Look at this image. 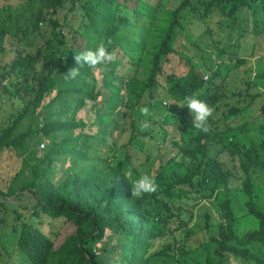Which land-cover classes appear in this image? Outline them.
I'll return each instance as SVG.
<instances>
[{"label": "trees", "instance_id": "1", "mask_svg": "<svg viewBox=\"0 0 264 264\" xmlns=\"http://www.w3.org/2000/svg\"><path fill=\"white\" fill-rule=\"evenodd\" d=\"M192 1L180 0L167 20L168 27L158 32L161 36L154 45L149 68L143 73L145 79L141 81L144 85L140 92V95H148L150 104L153 103L154 91L158 88L169 92L173 101L170 106L177 111V117L183 123L192 117L180 103L185 96L195 95L209 108L221 98L214 87V79L226 75L228 68L224 61L231 60L233 68L244 63L234 56L236 52L226 51L227 54L224 55L222 51V55L217 54V62L201 69V73L209 74L210 78L205 76L203 80L192 67L181 73L175 71L177 69H171L164 80L165 85L159 84L158 79L167 71L166 64L170 56H179L177 31L182 25L183 12L191 7ZM134 2L135 6H130L132 0H24V6L13 18L17 40L40 32L45 24L51 26L52 36L45 39L44 46L34 56L20 52L4 67L0 64V95L5 90V81L15 72L20 74L23 83H27V74L32 66L31 81L36 83L42 70H52L59 65L62 57L66 58L64 63L61 61L63 67L56 69L54 73L50 71L36 86H26L24 93L32 98L0 132V155L6 152L28 155L33 162L27 177L24 178V174L22 176L19 173L6 191L0 189V230L3 225L1 209L6 200L28 192L35 200V205L31 208V217L35 222L32 223L14 212L16 252L21 264H149L155 256H174L178 261L188 252L179 248L174 240L155 249L154 243L172 235L165 230L156 233L151 222L155 220L164 225H176L174 230L178 233L187 224L181 221V213L174 205L193 191L198 197H204L213 188L221 186L227 195L238 190L244 194L245 208L248 215L256 221V227L239 236L232 202L226 197L216 219L205 215L206 230L212 226L217 227L216 234L209 240L216 245L213 252L216 262L210 261L207 264H227L229 256L243 264H264V209L259 206L255 181L264 175V137L259 143L251 141L243 144L235 142L226 132L228 129L218 132L213 126L214 137L222 144V148L214 152V142L218 140L211 137V130H207L206 122L198 131L195 148L182 151L189 159L186 164L181 165L185 172L174 174L172 179L165 182L162 190L157 185L156 191L142 195H132V179L127 174V168L130 167L135 172L137 170L131 166V156L127 150L121 157L113 159L116 162L112 164L100 157L101 147L107 146V143L104 144L106 136L114 127H118L117 120L123 117V114L118 113L125 104L121 85L128 88L133 80H138L134 75H129L123 77L121 84L114 83L118 79L116 68L126 57L123 47L141 44L146 48L151 36L149 28H140L132 22V19L135 21L140 16L142 2L150 1ZM198 2L203 6L205 14H221L230 21L229 27L239 30V35L243 36L245 29L240 26L243 22L242 15L246 11L254 14L264 0ZM162 3L163 0H156L151 6L156 9ZM66 5H70L71 9L77 7L81 10V22L77 29L71 28L66 18L62 21L58 18L59 10ZM63 27L68 28L69 35H72L70 48L66 46ZM120 36L126 38L124 46L118 40ZM101 43L113 55V61L96 68L76 64L75 55ZM263 60L264 56L257 61L261 69L264 68ZM128 62L131 64L130 60ZM110 65L112 69L108 68ZM73 68L79 70L78 75L75 78L66 76ZM94 69L105 72L101 82L102 87L109 90V94L104 95L97 89ZM258 78L264 79V71L258 73ZM250 88L249 85L241 93L247 94ZM249 96L253 100L254 96ZM100 97H103L102 105L96 110L92 122L86 125L84 119L75 118V112L84 107L85 100L96 102ZM256 99L252 101L253 104L259 98ZM71 103L75 105L72 110ZM241 110L232 107L228 110V115L239 114ZM69 112L71 115L67 116ZM95 125L96 134L85 131L87 127ZM129 126L131 133L134 132L136 123L131 121ZM40 137L49 144V148L39 150V141L30 150L32 143ZM131 145L130 140L124 148ZM108 150L111 151V147ZM59 162H65L66 169L56 174ZM161 177L163 171L159 169L155 176L156 184ZM193 197L196 198L194 195ZM44 219L52 222L60 220L71 225L74 231L56 245L55 239L44 232V224L48 223H44ZM189 239L188 235L184 237L185 242ZM105 240L112 243L110 249L96 246ZM254 247L258 248L254 250Z\"/></svg>", "mask_w": 264, "mask_h": 264}, {"label": "rangeland", "instance_id": "2", "mask_svg": "<svg viewBox=\"0 0 264 264\" xmlns=\"http://www.w3.org/2000/svg\"><path fill=\"white\" fill-rule=\"evenodd\" d=\"M150 2H142L140 16L132 22L143 29H150L151 36L148 39L147 47L144 48L141 44H131L130 48L124 46L126 38L120 36L119 42L124 46L123 50L126 54L125 59L116 68L118 76L116 85L121 84L123 77L134 75L138 80H133L130 87L126 88L121 85L123 94L122 108L118 113L123 114V117L117 120L118 127H114L111 133L106 136L105 143L107 146L101 147L100 157L108 163H115L113 159L121 157L127 150L131 156V166L137 171H132L128 167V176L133 180L144 174H150L154 177L158 170L163 171V177L157 179L159 190H162L165 182L172 179L174 174H183L184 168L182 164H186L188 156L182 153L183 150L194 149L196 146V136L200 128L192 126L193 117L185 123L181 122L177 117V111L171 108L173 104L169 92H164L160 88L154 91L153 103H148V95H140L143 88L142 80L145 79L144 71L149 68L154 45L157 44L162 30L168 27L167 20L170 17L172 9L176 8L180 0H163L160 7L154 9ZM134 0L129 3L130 6H135ZM24 6V0H0V64L1 67L9 64L18 53L23 55L34 56L38 49L44 46L45 39L51 38L52 28L49 24H45L40 32L31 33L28 38L17 40L15 34L14 17L18 15L21 8ZM81 10L71 9L70 5H66L64 9L59 10V19L62 21L66 18V22L73 29H77L81 22ZM243 22H238L245 29L243 36H240V31L231 29L230 21L224 18L217 12H212L210 15L205 14L203 6L198 0H193L191 7L183 12L181 19V28L177 31V46H180L179 56L172 55L166 64L167 71H164L158 79L159 84L164 83L167 78L168 70H175L178 73L187 71L189 67L196 69L198 76L204 80L209 74L201 73V69L211 66L212 62H217L218 55H224L228 52H236L234 55L238 59L244 61L243 64H230L231 60H225V66L228 68L224 77H216L214 79V87L217 89V94L220 95V100L209 107L210 116L207 120V130H211V137L215 141L214 152L222 148V144L215 136L213 126L218 132L225 131L232 136L235 142L248 144L251 141L259 143L264 137V79L258 78V73L264 71L261 69L257 61L264 56V2L260 4L253 14L251 11H246L242 15ZM62 31L66 34L67 48H70V37L68 28L63 27ZM128 33V31H127ZM131 36V34H128ZM238 45V46H237ZM237 46V47H236ZM228 56V55H227ZM228 57H232L231 55ZM66 56L62 57L64 63ZM131 61L129 64L128 61ZM55 66L54 69L46 68L42 70L36 83L31 81L32 66L28 71L27 83H23L19 73H14L4 83L5 90L0 95V132L8 126L14 114L19 111L22 106L32 98L27 96L24 91L28 84L35 86L42 77L50 71L54 73L56 69L63 67L62 63ZM221 61H219L220 63ZM260 65L262 64L261 61ZM264 63V60H263ZM262 66V65H261ZM38 71L40 70L37 67ZM109 69L111 65L108 66ZM200 71V72H199ZM96 77L97 89L104 95L109 94L107 88L102 87V77L105 72L94 69ZM131 77V76H130ZM210 78V76H208ZM119 79H121L119 81ZM247 94L241 92L248 86ZM19 89V91L17 90ZM253 95V100L250 96ZM256 95H260L257 96ZM258 100H257V99ZM103 97L98 98L96 102L84 101L85 105L82 109L77 110L74 114L75 118L84 119L86 125L92 122L96 110L102 105ZM257 100L254 104L253 102ZM253 101V102H252ZM251 102V104H249ZM170 106V107H169ZM75 105L70 104L71 110ZM242 109L239 114L229 116L230 108ZM142 109H147L146 112ZM71 112L67 116H70ZM192 116V115H191ZM118 117V116H117ZM116 119V118H115ZM134 121L136 128L131 133L129 123ZM212 124V125H211ZM210 126V127H209ZM258 127H263L259 129ZM214 128V129H215ZM88 133L96 134L97 125L91 128H86ZM216 132V133H218ZM134 137L133 139H131ZM131 140L132 145L124 148ZM40 141L39 150H47L49 144L41 137L32 143L30 150L35 148ZM41 144L44 147L41 148ZM111 147V151L108 150ZM147 158V160H146ZM32 159L28 155H16L14 153H3L0 155V189L6 191L12 180L19 173L24 178L27 177L29 167L32 164ZM63 169H66L65 162L56 165V174ZM63 172V171H62ZM21 176V177H22ZM257 184V192L259 194V206L264 209V175L255 179ZM186 190V188H182ZM132 191V190H131ZM196 196V198L193 197ZM229 197L235 212L237 220V234L243 235L247 231L256 227L254 221L247 213L245 208L246 197L238 190L227 195L224 188L217 186L211 192L205 194L204 197L197 196L193 191L187 197H183L174 207L179 209L181 221L186 223V227L176 233V225H164L162 222L152 221L151 226L157 233L165 230L172 237L164 238L153 244L155 249H160L165 246L167 241L172 240L177 242L179 248L188 252L187 255L179 258L177 261L174 256H155L149 264H207L208 262H216L213 252L216 248L215 244L209 242L217 232V227L212 226L208 230L205 228V215L210 218L218 216L221 205L225 198ZM35 205V200L31 194L24 192L19 197L7 199L4 207L1 209V217L3 225L0 230V264H21V261L16 252L17 232L14 230V212L21 214L26 220L35 222L31 217V208ZM264 211V210H263ZM44 232L51 235L55 239L56 245L74 231V228L69 224H64L59 221H49L44 219ZM216 222V221H215ZM213 222V223H215ZM190 238L187 242L184 237ZM202 243V246H199ZM111 242L109 240L97 243L96 246L100 249H110ZM258 247H254V250ZM227 264H243L240 260L228 257Z\"/></svg>", "mask_w": 264, "mask_h": 264}, {"label": "clouds", "instance_id": "3", "mask_svg": "<svg viewBox=\"0 0 264 264\" xmlns=\"http://www.w3.org/2000/svg\"><path fill=\"white\" fill-rule=\"evenodd\" d=\"M74 60L80 67L96 68L103 66L114 60L113 55L107 50L104 44H97L95 48L88 49L74 56ZM79 73L77 68L70 69L66 76L75 78ZM182 107H186L192 115V126L202 128L209 116L210 109L207 104L198 99L195 95L185 96L180 102ZM146 112L147 109H142ZM157 184L154 177L150 174H144L133 180L131 183L132 195H142L156 191Z\"/></svg>", "mask_w": 264, "mask_h": 264}, {"label": "built area", "instance_id": "4", "mask_svg": "<svg viewBox=\"0 0 264 264\" xmlns=\"http://www.w3.org/2000/svg\"><path fill=\"white\" fill-rule=\"evenodd\" d=\"M43 147H44V145L42 144V145H41V148H43Z\"/></svg>", "mask_w": 264, "mask_h": 264}]
</instances>
